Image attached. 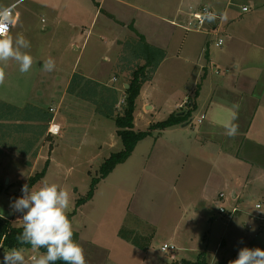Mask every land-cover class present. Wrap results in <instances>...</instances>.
I'll use <instances>...</instances> for the list:
<instances>
[{"label":"rangeland","instance_id":"374dc122","mask_svg":"<svg viewBox=\"0 0 264 264\" xmlns=\"http://www.w3.org/2000/svg\"><path fill=\"white\" fill-rule=\"evenodd\" d=\"M126 1L135 8V27L154 34L156 28L147 21L152 20L151 16H163L181 0ZM221 1L223 9L228 3L233 6L220 31L189 33L199 47L192 51L188 62L177 56L180 41L172 43L168 63L151 84H145L136 102V132H147L171 115L183 112L181 106L189 98L196 101L188 122L191 125L152 130L124 164L100 181L94 198L79 207L77 203L87 196L93 180L100 179L104 162L123 150L115 121L98 112L104 105L97 108L90 98L65 91L70 75L57 76V82L49 74L36 75L34 67L32 73L22 74L14 60L0 62L5 71L0 100L15 108L23 107L18 110L27 114L37 112L42 118L54 116L50 108L56 109L57 124L63 129L59 137L48 136L44 146L40 145L33 154H0V216L12 219L14 226L22 225L19 213L10 214L9 204L22 195V186L48 163L46 177L29 187L39 188L47 182L68 191L67 214L71 215L73 231L79 236L77 243L88 264H181L197 263L201 257L212 264L222 259L228 262L231 254L237 258L243 247L263 249L264 122H233V114L242 102L239 87L244 83L238 90L232 89L235 83L231 76L235 67L250 66L251 62L248 74L259 81L254 83L256 88L251 86L252 92L256 90L257 96L264 93V70L261 64H255L261 60L250 56L252 49L261 45H255L253 40L260 36L255 32L264 30V12L257 9L254 0ZM13 4L18 21L11 34L25 36L31 45L25 51L38 64L51 58L64 62L67 70L77 62L82 70L93 68L90 61L100 59V71L105 66L102 57L111 56L114 35L127 34L106 13L93 21L97 7L93 0H0V8ZM243 7L249 9L248 14L242 12ZM86 28L90 31L87 40ZM177 34L180 39L186 36L182 30ZM219 38L224 41L222 48L216 46ZM204 45L207 54L201 52ZM106 71L110 73L107 76H115L111 66ZM126 82L123 79L118 86V112L125 105ZM201 117L204 119L199 123ZM229 121L238 126L233 137L226 135L224 126ZM18 145L23 152L29 150ZM233 193L238 196L236 200ZM234 208L238 213L228 223L220 210L231 212ZM122 230L142 237L147 249L122 239ZM164 245L176 250L163 253ZM24 249L26 257L38 254ZM225 250L231 251L230 255L223 254Z\"/></svg>","mask_w":264,"mask_h":264},{"label":"crops","instance_id":"0c3cea01","mask_svg":"<svg viewBox=\"0 0 264 264\" xmlns=\"http://www.w3.org/2000/svg\"><path fill=\"white\" fill-rule=\"evenodd\" d=\"M93 1L95 2V5L97 6L93 21L97 18L98 15L101 16L103 13H106L109 19L114 20L115 23H117L122 28L121 29L122 33L123 31H126L127 33L126 35L125 34L124 35L123 34L114 35L115 37H113V41H112L113 48H112L111 56L106 55L102 57L105 60V66H103V68L100 71H98V68L100 66V64L98 63L100 62V59H98V60H95L94 63L93 61H90V64H92L93 68H91L90 66V68L84 67L82 68V70H80V65L78 66L77 62H75V64L71 65L69 67V70H67V68L64 67V62L57 60L55 61L54 70L46 71L44 69L45 62L42 61V62H39L38 64L37 62H35L36 60L33 59L32 67H34L35 70H37L38 74L36 75L40 76V75L49 74L51 77H54L57 82L60 81L58 80L59 78H57V76L70 75L71 78L68 80L67 86L65 89V91H67L68 94H70L68 90L72 85V81L75 75H78L82 78V81H81L82 85H84L86 81L94 82L99 85L98 87L94 88L100 93V95L98 96V100L102 99L103 92H106V91L114 92V99H112L110 103H108L110 106H114V105L118 106L117 105L118 98H119L118 86L119 84L122 83L123 79L127 80V82L123 84V88L126 91L129 88L130 81L128 82V80H131V75L134 70V67L137 65L142 66L145 64V62L143 61L142 62L136 61L134 53H133V48L128 46L130 42L138 39L136 32L145 38V41L148 45L154 48H157L165 53L166 57L164 61L160 64L159 68L157 69L156 71L157 73L162 69V67H164L168 63L169 61L168 48L170 47L172 43H176L180 41V50L177 56L181 59H185L187 62L190 58L189 56H192V54H194L192 51L198 50L199 45H198L197 40L194 38L192 39L191 36L189 35V33H197V32H188L185 29H183L189 21V15L191 12L198 10L202 7H208L213 12H215L217 16L219 17V19H215L213 22H209L208 30L205 33L208 34L209 32H216L217 34L223 25L224 18L228 15V13L230 12V8L233 6L232 3H228L227 7L223 9V5H221V2H222L221 0H181L179 4L169 7V9H167L168 12H164L163 16H160V15L151 16L150 15L152 17L151 18L152 20H148L147 24L149 26L155 27L156 32L154 34H150V33L146 34L145 32L140 31V29H137L135 27L134 25L135 18L133 14L135 12V8L132 7L133 5H130L128 1L126 0H100V1L93 0ZM254 1L257 4V9L260 11L262 10L261 13L264 12V0H254ZM13 5H16V4H13ZM248 13L249 12H246L245 14H248ZM262 15H264V13H262ZM130 22H133V23L130 24ZM179 30H182L186 33V36L182 37V39H180L181 37L178 38L179 35L177 33ZM255 31L257 30H252L251 32L253 33ZM83 32H85V30H83ZM86 32H87V36H86V40H87L90 34V31H88L86 28ZM255 33H258L260 36H258V38H255L253 41L255 45L257 44H261V45L255 46V48L252 49L253 54H251L250 56L251 57L254 56L253 58L258 59V60L260 59L261 61L263 60V63H261L260 61V63H255V64H261L260 66L261 70H262V67L264 70V36L262 34L264 33V30H260V31L258 30ZM244 34L246 35L248 34L247 29H245ZM86 40L83 45V48L86 44ZM205 46L206 45L203 46V48L201 49V52L207 54L208 49ZM245 60H248V58L246 57ZM251 64L252 63L250 62V66H248L247 64L243 68H240L239 66L235 67L234 74L232 72L231 77H233V83H235L231 87L232 89L238 90L239 84L241 82L244 83L242 88L239 87V90L242 91V95H241L242 102L239 105V109H237L234 113L236 116V119L233 122H236L237 119L238 121L244 124H248L249 122H252V121L254 122L257 120L259 121L261 120L262 122H264V93L259 94V96H257L258 94L256 90L252 92L251 86L256 88L255 86L259 81L251 78L250 74H248V71H250L251 67L253 66ZM108 65L112 67L113 73L115 74V76L113 77H111L110 75L107 76V74H110V73L112 74L111 69H110L111 70L110 73H108V71L105 72L106 67H109ZM31 69L29 72L25 74L32 73L33 71ZM89 69L91 70L89 71ZM204 70H206V68H204ZM156 73L154 74L150 82L154 80ZM93 76H95V78H93ZM111 82L114 83L112 84L113 86L109 85ZM150 82L146 84H151ZM254 83L256 84L254 85ZM0 102H3V101L0 100ZM193 105L196 106V101H192L189 98L181 106V110H183V112L179 114H183L184 112H187L188 110H190V108ZM18 108H23V107H18ZM51 109L52 108H50V110ZM32 114L33 112H30L29 117L26 115L24 119V116H23V118L18 121V124L25 125V127L21 129L20 133L18 134V141L23 140L25 141L24 143L26 144L23 145L22 143H19V142L18 144L25 146L26 148H29V150L26 151V154H24L25 152L20 150L21 147L18 150L9 149L11 147L10 145L11 143L10 142L8 143V141L6 140L4 141L2 140V137H3L2 133H0V154H4V155L11 154L15 156H24L28 154H33L35 152L34 150H37V148L40 145L44 146V140L48 136L56 137V136L49 135L48 130L54 118H55V123L57 124V114L56 116L54 114V116H52L50 120L48 119L49 122H47V119L46 120L41 119L39 123L33 121L31 117ZM190 125L187 122L183 124V127H188ZM37 127L38 128L41 127L42 129L37 130ZM62 130L63 129L60 126V134L57 137L61 136ZM6 149H9V150L7 151ZM8 183H9V180H8ZM233 198L235 200L238 198L236 193H233ZM7 220L12 221V219H7ZM223 249L224 247L222 248V250ZM225 251L226 252H224L223 254H225L226 256H228L227 254L230 255L231 251L229 252L227 250ZM231 255L232 257L228 256V259H227L229 260L228 262H226L225 259H222V261L215 260L212 262V264H229L230 259H233L236 256L235 254H231ZM172 260H175L174 255L172 257ZM86 262L87 264L89 263V261H86ZM183 262H187V261H183ZM183 262H181V264H183Z\"/></svg>","mask_w":264,"mask_h":264},{"label":"clouds","instance_id":"9594fccd","mask_svg":"<svg viewBox=\"0 0 264 264\" xmlns=\"http://www.w3.org/2000/svg\"><path fill=\"white\" fill-rule=\"evenodd\" d=\"M15 5L0 8V62L14 60L19 71L27 73L33 64V57L25 51L31 47L24 35L11 34L16 27L18 15H14ZM208 22L216 19V14L207 10L202 14ZM55 62L49 58L44 63L46 71H52ZM5 81L4 68L0 67V84ZM236 116L233 114L232 120ZM226 135L233 137L238 126L229 121L225 124ZM22 195L9 204L10 214L19 213L22 231L16 236L17 244L3 252V264H87L83 248L73 239V226L68 217L70 197L67 190L56 183H43L39 188L24 184ZM0 216V219H6ZM243 242L242 240L240 241ZM23 245H28L38 254L26 257ZM0 248L3 245L0 244ZM40 249L45 251L39 252ZM229 264H264V249L243 247L236 259Z\"/></svg>","mask_w":264,"mask_h":264},{"label":"trees","instance_id":"16d2710c","mask_svg":"<svg viewBox=\"0 0 264 264\" xmlns=\"http://www.w3.org/2000/svg\"><path fill=\"white\" fill-rule=\"evenodd\" d=\"M136 34L138 36V39L130 42L128 46L133 48V53L136 61H143L145 62V64L142 66L137 65L134 67L131 75V80L129 82V88L125 91L127 97L125 98V105L121 112L117 111V106H110L108 104L112 99H114V92H103L102 99L100 100L101 103L100 105H98V96L100 95V93L94 88L98 87L99 85L91 81H86V83L82 85V78L78 75L74 76L72 85L68 90L70 94H74L79 97H82L84 95L85 97H88V99L90 98L91 100H89L93 101L97 108H102V105H104L102 111H100L99 109L97 110L102 116L115 121L117 127V135L121 139L123 145V150L121 152L112 154L104 162L101 167L100 179L93 180L89 193L85 198L79 200V202L77 203V207L91 201L94 198L96 188L100 181L106 179L117 168V166L124 164L132 156L138 144L151 135L152 130H167L176 127L177 125L185 124L191 120L194 106H192L190 110L184 112L183 114L171 115V117L167 121L152 126L147 132H136L134 130V114L136 110L137 99L140 96L143 86L152 80L160 64L166 57L163 51L148 45L143 36L139 35L137 32ZM92 92H94V97ZM26 115L30 116L25 112H21L20 110H18V108H15L4 102H0V133H2L3 141L5 139H8L12 143L10 144L11 150H18V142L22 143L23 145L26 144L23 140L18 141V134L20 133V130L25 127V125L18 124V121L22 119L23 116L25 119ZM31 117L33 118V121L37 123H39L41 119H47V122H49L50 118H52V116L49 117L47 115L45 116V118H42L43 116H40L37 112H33ZM39 129L41 130L42 128L37 127V130ZM24 154H26V152ZM48 165L49 164L47 163L46 168L40 174H37L30 179L28 183L29 186L34 185L45 177ZM68 217L69 219H71V215H68ZM21 231L22 225L14 226L9 220L0 219V244L3 245V248H0V252H4L13 246L20 247V245L17 244L16 236ZM132 233L133 232L128 233L127 231L122 230L120 236L122 239L128 241L138 248L147 249V246L142 245V237H139L138 235ZM129 234L131 236H129ZM73 239L76 242L79 241V236L74 231ZM23 247L31 249V247L28 245H23ZM40 251L43 252L45 250L40 249ZM56 264H63V262L57 261ZM183 264L207 263L206 260L202 259L201 257V259L197 263L183 262Z\"/></svg>","mask_w":264,"mask_h":264},{"label":"built area","instance_id":"2783aa9c","mask_svg":"<svg viewBox=\"0 0 264 264\" xmlns=\"http://www.w3.org/2000/svg\"><path fill=\"white\" fill-rule=\"evenodd\" d=\"M206 10L208 12H213L208 7H202L200 9H198V10H195V11L191 12L190 15H189V21H188L187 25L183 29H185L188 32H202L204 30H205V32H207L209 22L207 20H205L203 18V15H202ZM242 11L244 13H246V12H249V9L247 7H245V8L242 9ZM213 13H215V12H213ZM216 19H219L217 14H216ZM211 31H212V29H211ZM223 45H224L223 39L219 38L217 43H216V46L218 48H222ZM50 112L54 113L55 116L57 114V110L53 109V108L50 110ZM203 119H204V117H201L198 122L201 123ZM48 133H49V135H52V136H58L60 134V126H58L55 123V118L53 119V121H52V123H51V125L49 127ZM220 198L223 199L224 196L221 195ZM260 208H261V206L258 205L257 209H260ZM220 213L223 214L224 217L226 218L227 222L230 223L233 220V217L238 213V209L234 208L231 212H226L225 209H221ZM9 221L11 222V220H9ZM175 250H176V248L174 246H169V245H164L161 248V251L163 253H169L170 251H175Z\"/></svg>","mask_w":264,"mask_h":264}]
</instances>
